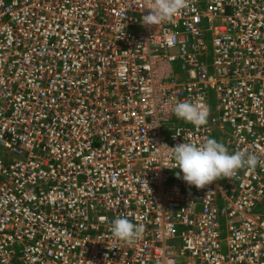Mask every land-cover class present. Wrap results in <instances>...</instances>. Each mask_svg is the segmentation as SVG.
Returning <instances> with one entry per match:
<instances>
[{"label": "built area", "instance_id": "1", "mask_svg": "<svg viewBox=\"0 0 264 264\" xmlns=\"http://www.w3.org/2000/svg\"><path fill=\"white\" fill-rule=\"evenodd\" d=\"M150 3L0 0V264H264V0ZM209 138L257 167L189 186L160 146Z\"/></svg>", "mask_w": 264, "mask_h": 264}, {"label": "clouds", "instance_id": "2", "mask_svg": "<svg viewBox=\"0 0 264 264\" xmlns=\"http://www.w3.org/2000/svg\"><path fill=\"white\" fill-rule=\"evenodd\" d=\"M185 7V0H151L148 15L142 17V24L153 27L167 22L178 15ZM177 119L200 127L207 123L204 112L189 102H180L174 108ZM173 153L174 166L178 169L177 178L197 189L205 188L221 178H229L239 169L254 170L259 160L257 156L237 151L229 154L226 147L214 138L207 139L202 145L182 143L169 149ZM112 236L123 243L131 244L139 238L143 228L134 225L127 218H119L111 225Z\"/></svg>", "mask_w": 264, "mask_h": 264}, {"label": "rangeland", "instance_id": "3", "mask_svg": "<svg viewBox=\"0 0 264 264\" xmlns=\"http://www.w3.org/2000/svg\"><path fill=\"white\" fill-rule=\"evenodd\" d=\"M198 1H199V8L201 10H205L206 9V4H207V0H198ZM179 65H180L179 61H176V62L172 63V67L174 69H177L179 67ZM260 209H264V204L263 205L258 204L257 207L254 209V211L255 212H260ZM220 233H221L220 240H221L222 252L226 253L225 238L227 236V233H226V225L224 223L223 215H221V219H220Z\"/></svg>", "mask_w": 264, "mask_h": 264}]
</instances>
